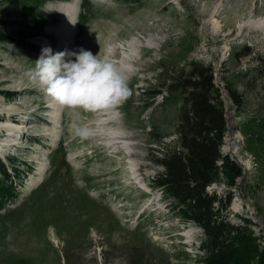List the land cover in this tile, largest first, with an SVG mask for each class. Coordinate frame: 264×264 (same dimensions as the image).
Listing matches in <instances>:
<instances>
[{
	"label": "rangeland",
	"instance_id": "374dc122",
	"mask_svg": "<svg viewBox=\"0 0 264 264\" xmlns=\"http://www.w3.org/2000/svg\"><path fill=\"white\" fill-rule=\"evenodd\" d=\"M262 19L264 0H0V157L32 172L0 208V264H197L202 228L172 215L153 185V156L179 145L184 94L172 85L193 62L214 67L228 116L222 150L244 169L236 186L221 178L209 190L231 189L226 216L252 220L261 250Z\"/></svg>",
	"mask_w": 264,
	"mask_h": 264
},
{
	"label": "trees",
	"instance_id": "16d2710c",
	"mask_svg": "<svg viewBox=\"0 0 264 264\" xmlns=\"http://www.w3.org/2000/svg\"><path fill=\"white\" fill-rule=\"evenodd\" d=\"M5 38L0 31V39ZM214 73L212 64L193 62L191 69L172 85L184 94L176 128L179 145H164L160 156H153L155 164L162 167L154 176L153 185L162 190L172 215L202 228L205 237L200 249L204 253L197 264H248L247 248L257 253L256 264H264V246L260 250L249 229L252 220L244 218L240 225L226 216L233 200L231 189L225 196L209 190L221 178L236 186L244 173L243 167L222 150L228 116ZM228 91L240 108L242 96L233 88ZM11 160L10 171L11 167L0 157V208L16 200V181L23 184L30 171Z\"/></svg>",
	"mask_w": 264,
	"mask_h": 264
},
{
	"label": "bare ground",
	"instance_id": "6f19581e",
	"mask_svg": "<svg viewBox=\"0 0 264 264\" xmlns=\"http://www.w3.org/2000/svg\"><path fill=\"white\" fill-rule=\"evenodd\" d=\"M214 23H215V26H217V28L219 27V22H217V20L215 21H213ZM245 25V24H244ZM254 25L255 26H257V27H259V28H264V19H262V20H258V21H256L255 23H254ZM240 28H242V24H240ZM138 50V49H137ZM129 58H130V53H128L126 50H124L123 51V59H122V64H121V68H130V70H129V73H133V70L131 69V65H130V63L128 62V60H129ZM121 71L120 70H117V75L118 76H120L121 75ZM130 76V75H129ZM55 80H53L52 81V83L54 82ZM122 82V79L121 78H118L114 83H113V85H112V87H111V89H110V91H109V95L107 96V108H106V110H107V114H109V117L108 118H103V120H105V121H109V120H113L114 118H115V116H116V110H117V108H118V102L121 100V98H119V96L121 95V91H123V90H121V88H120V83ZM51 83V82H50ZM52 89V88H51ZM53 90V89H52ZM49 91H51V90H49ZM54 91V90H53ZM101 120V119H100ZM14 124V123H13ZM102 124H106L107 125V123H101L100 125H102ZM9 130H16V129H18L17 127H15V126H13L12 125V123H8V124H6L5 125ZM20 128V127H19ZM104 128H105V126H104ZM105 131V130H104ZM115 133H117V134H119L120 132H118L117 130H113L112 131V135H114ZM123 133V132H122ZM95 136H97L98 134H94ZM121 136V135H120ZM119 138H122V137H117V139H119ZM117 142H114L113 143V145L114 144H116ZM10 144V143H9ZM8 144V145H9ZM12 144V143H11ZM0 150H1V147H0ZM131 153V152H130ZM247 163V165L250 167L251 165H250V163H249V161L248 162H246ZM131 164H132V162H131ZM134 165V164H133ZM132 170L134 171V168H133V166H132ZM237 203H235V207H237Z\"/></svg>",
	"mask_w": 264,
	"mask_h": 264
}]
</instances>
